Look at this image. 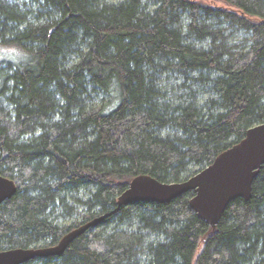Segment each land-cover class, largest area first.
<instances>
[{
	"label": "trees",
	"instance_id": "obj_1",
	"mask_svg": "<svg viewBox=\"0 0 264 264\" xmlns=\"http://www.w3.org/2000/svg\"><path fill=\"white\" fill-rule=\"evenodd\" d=\"M264 122V0H0V251L23 264H264V165L215 227L189 207L117 205L184 181Z\"/></svg>",
	"mask_w": 264,
	"mask_h": 264
},
{
	"label": "water",
	"instance_id": "obj_2",
	"mask_svg": "<svg viewBox=\"0 0 264 264\" xmlns=\"http://www.w3.org/2000/svg\"><path fill=\"white\" fill-rule=\"evenodd\" d=\"M264 165V122L249 128L244 137L221 152L211 164L181 182L162 183L150 176H137L117 199V205L139 202L167 204L191 192L189 207L196 217L215 227L235 199L248 201L254 179ZM14 181L0 175V205L15 193ZM102 218H96L67 233L56 245L45 248H15L0 251V264H23L34 258L57 257L68 245Z\"/></svg>",
	"mask_w": 264,
	"mask_h": 264
}]
</instances>
